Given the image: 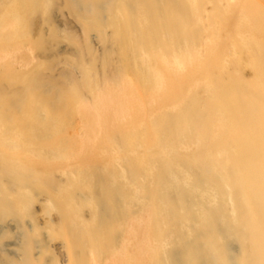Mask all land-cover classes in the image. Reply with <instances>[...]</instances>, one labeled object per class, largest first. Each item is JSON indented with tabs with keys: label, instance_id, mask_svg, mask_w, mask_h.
<instances>
[{
	"label": "bare ground",
	"instance_id": "1",
	"mask_svg": "<svg viewBox=\"0 0 264 264\" xmlns=\"http://www.w3.org/2000/svg\"><path fill=\"white\" fill-rule=\"evenodd\" d=\"M0 264H264V0H0Z\"/></svg>",
	"mask_w": 264,
	"mask_h": 264
},
{
	"label": "rangeland",
	"instance_id": "2",
	"mask_svg": "<svg viewBox=\"0 0 264 264\" xmlns=\"http://www.w3.org/2000/svg\"><path fill=\"white\" fill-rule=\"evenodd\" d=\"M59 15H60V21L57 22V24L59 25V27L63 28L64 27V22L65 20L70 21V25L73 27V29H71L75 34L77 35H81L84 33L82 27L79 25L78 22L74 21L72 18V15L70 14V11L68 9V6L63 3V5L60 8L59 11ZM93 34V33H92ZM95 46L99 47L98 43H94ZM64 46V47H63ZM59 47L63 48V50L65 51V53H69L72 50H74V45L72 43H70L66 38L61 37V39L59 40ZM73 48V49H72ZM68 51V52H67ZM246 74H250V69H246L245 70ZM35 210H38L37 205H34ZM45 231V230H44ZM45 239H48V236L46 237L45 235L43 236Z\"/></svg>",
	"mask_w": 264,
	"mask_h": 264
}]
</instances>
